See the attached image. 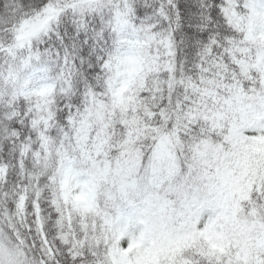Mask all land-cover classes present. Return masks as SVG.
Instances as JSON below:
<instances>
[{
	"label": "snow or ice",
	"instance_id": "obj_1",
	"mask_svg": "<svg viewBox=\"0 0 264 264\" xmlns=\"http://www.w3.org/2000/svg\"><path fill=\"white\" fill-rule=\"evenodd\" d=\"M262 148L264 0H0V264H264Z\"/></svg>",
	"mask_w": 264,
	"mask_h": 264
},
{
	"label": "rangeland",
	"instance_id": "obj_2",
	"mask_svg": "<svg viewBox=\"0 0 264 264\" xmlns=\"http://www.w3.org/2000/svg\"><path fill=\"white\" fill-rule=\"evenodd\" d=\"M240 179H242V177H241ZM233 183H234V185L236 186V190H237V191L242 190V189L239 187V179H237V180L234 181Z\"/></svg>",
	"mask_w": 264,
	"mask_h": 264
},
{
	"label": "trees",
	"instance_id": "obj_3",
	"mask_svg": "<svg viewBox=\"0 0 264 264\" xmlns=\"http://www.w3.org/2000/svg\"><path fill=\"white\" fill-rule=\"evenodd\" d=\"M258 151H264V148H262V149H258Z\"/></svg>",
	"mask_w": 264,
	"mask_h": 264
}]
</instances>
